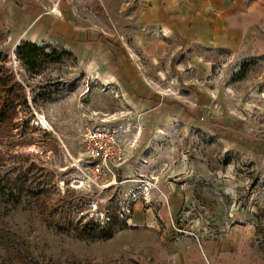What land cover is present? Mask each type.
I'll list each match as a JSON object with an SVG mask.
<instances>
[{
	"label": "rangeland",
	"instance_id": "rangeland-1",
	"mask_svg": "<svg viewBox=\"0 0 264 264\" xmlns=\"http://www.w3.org/2000/svg\"><path fill=\"white\" fill-rule=\"evenodd\" d=\"M127 1L0 0V76L26 99L0 124V264H264V5L218 49ZM21 42L55 60L29 72ZM96 125L127 149L114 178H89Z\"/></svg>",
	"mask_w": 264,
	"mask_h": 264
},
{
	"label": "crops",
	"instance_id": "crops-1",
	"mask_svg": "<svg viewBox=\"0 0 264 264\" xmlns=\"http://www.w3.org/2000/svg\"><path fill=\"white\" fill-rule=\"evenodd\" d=\"M102 3L107 5L110 0ZM122 4H134L139 27L164 31L167 42L177 38L188 44L196 40L219 49L229 32L240 30V23L258 19L262 11L257 8L264 0H128ZM66 46L61 47L70 48ZM154 98L151 94L137 105Z\"/></svg>",
	"mask_w": 264,
	"mask_h": 264
},
{
	"label": "built area",
	"instance_id": "built-area-1",
	"mask_svg": "<svg viewBox=\"0 0 264 264\" xmlns=\"http://www.w3.org/2000/svg\"><path fill=\"white\" fill-rule=\"evenodd\" d=\"M82 136L86 155L85 165L90 173L89 178L97 179L99 176L114 178L115 169L123 164L124 155L127 153V149L120 148V139L116 132L110 129L109 126L96 125L91 130H87ZM149 188L153 189L152 186ZM149 195L146 188V194L144 193L142 197L145 204L150 201Z\"/></svg>",
	"mask_w": 264,
	"mask_h": 264
},
{
	"label": "trees",
	"instance_id": "trees-1",
	"mask_svg": "<svg viewBox=\"0 0 264 264\" xmlns=\"http://www.w3.org/2000/svg\"><path fill=\"white\" fill-rule=\"evenodd\" d=\"M16 47L17 58L23 62V65L29 72L31 71L33 73L36 72L39 65L45 64V62L48 61H54V55L57 53L54 48H51L50 52L46 53L45 51L50 48L49 45L37 46L32 42H21ZM6 76L8 75L2 74V76H0V124L1 122L9 120L13 113L16 112L17 103L15 104L13 97L16 90L23 94L21 95V97H23L22 101L24 103L26 102L22 87L16 82L14 83L13 79H11V85L7 87L6 80L3 78ZM7 78H9V76Z\"/></svg>",
	"mask_w": 264,
	"mask_h": 264
},
{
	"label": "bare ground",
	"instance_id": "bare-ground-1",
	"mask_svg": "<svg viewBox=\"0 0 264 264\" xmlns=\"http://www.w3.org/2000/svg\"><path fill=\"white\" fill-rule=\"evenodd\" d=\"M55 10H56V9H55ZM55 10H53V11H50V13L54 12Z\"/></svg>",
	"mask_w": 264,
	"mask_h": 264
}]
</instances>
